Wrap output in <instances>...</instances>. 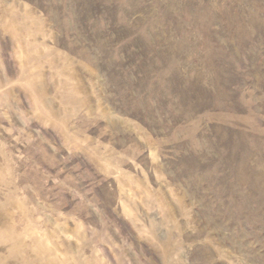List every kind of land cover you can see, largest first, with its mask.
Here are the masks:
<instances>
[{"label": "rangeland", "instance_id": "374dc122", "mask_svg": "<svg viewBox=\"0 0 264 264\" xmlns=\"http://www.w3.org/2000/svg\"><path fill=\"white\" fill-rule=\"evenodd\" d=\"M0 264H264V0H0Z\"/></svg>", "mask_w": 264, "mask_h": 264}]
</instances>
